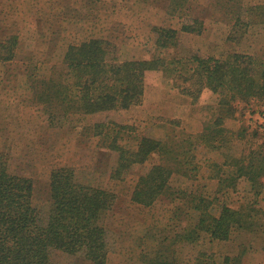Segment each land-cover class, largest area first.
<instances>
[{
  "label": "rangeland",
  "instance_id": "obj_1",
  "mask_svg": "<svg viewBox=\"0 0 264 264\" xmlns=\"http://www.w3.org/2000/svg\"><path fill=\"white\" fill-rule=\"evenodd\" d=\"M180 4L181 9L174 11L171 0H0V40L17 36L13 59L0 60V150L9 156L11 173L32 179V204L40 212L48 208L50 173L63 166L72 167L79 182L113 194L103 219L109 247L107 264H140L159 246L185 264H192L200 252L216 264L226 256L241 254V264H264V187L254 196L248 181L240 178L235 188L217 190L214 175L224 162L222 152L229 151L226 145L214 149L196 144V179L173 174L169 184L176 195L161 196L150 206L133 203L131 194L138 176L158 161L155 156L134 164L121 179L111 177L118 151L107 146L117 134L118 143L129 148H134L142 135L164 140L168 134H198L216 116L219 93L205 88L198 100L191 102L163 71L148 70L140 105L84 119L73 117V123L66 121L62 126H50L44 121L46 115L30 101L28 73L48 77L69 44L96 38L108 41L119 61L158 54L183 60L196 55L208 64L236 54L243 61L240 66L247 65L258 75V65L264 61V0L228 3L239 10L238 20L231 11L220 9L216 0H178ZM190 18L201 23L200 32L181 31L182 24L191 23ZM157 27L178 30L176 45L158 48ZM247 58L252 64L246 63ZM233 104L234 114L223 121L232 136L231 152L238 156L248 147L264 150V103L250 98ZM96 122L107 124L105 139L83 129ZM262 180L264 183V177ZM190 188L194 197L211 202L208 212L215 216L223 204L238 211L242 227H233L226 241L211 240L200 230L190 241L177 240L196 223L197 212L189 202L193 195H187ZM50 258L53 264H89L56 249L51 250Z\"/></svg>",
  "mask_w": 264,
  "mask_h": 264
},
{
  "label": "trees",
  "instance_id": "obj_2",
  "mask_svg": "<svg viewBox=\"0 0 264 264\" xmlns=\"http://www.w3.org/2000/svg\"><path fill=\"white\" fill-rule=\"evenodd\" d=\"M177 1L171 0L174 11L183 5H177ZM231 1L227 0L228 3ZM216 3L220 9L234 13L238 20L237 8L228 6L225 0H216ZM189 22L182 24L181 31L200 32L201 23L196 18H190ZM155 30L159 31L156 38L158 48L176 45L178 30L169 27H157ZM16 45L15 35L0 40V60L11 61ZM239 58L233 54L232 59L214 60L207 64L196 55L181 60L174 55L166 58L158 54L144 60L119 61L108 41L90 39L78 45L69 44L62 61L51 68L48 77L37 78L33 73L27 74L32 84L30 101L36 110L46 115L44 121L50 126H62L66 121L73 123V117L84 119L90 114L128 110L140 105L148 70L163 71L173 86L191 102L198 100L203 89H210L220 96L217 114L200 133L180 137L168 134L164 140L142 135L136 139L134 148L120 145L118 134L111 139L113 141L107 147L118 151L111 177L121 179L134 164H143L155 156L158 161L138 176L131 194L133 203L150 206L161 196L176 195L169 184L173 174L187 180L196 179L198 165L193 153L196 144L202 143L214 149H222L226 145L229 151L222 152L224 162L214 175L217 190L233 189L240 178H245L249 190L258 196L264 187V150L248 147L242 149L238 156L234 155L231 152L232 136L223 127L224 119L234 114L233 103L237 99L248 101L253 98L264 103V61L259 63L256 76L247 65L240 66L243 61ZM246 60L248 64L253 62L251 58ZM106 128L105 122L83 126L85 132H91L100 139H105ZM8 161V154L0 150V264H53L50 258L53 249L82 258L89 264H107L109 247L103 219L112 205L113 194L79 182L74 169L63 166L51 171L48 208L40 212L32 204V179L11 173ZM193 192L190 188L187 195H193L189 202L197 212L196 223L188 233L178 235L177 240L190 241L200 230L211 240L226 241L233 227H242L239 219L242 215L238 211L223 204L215 216L208 212L211 202L194 197ZM262 247L264 249V239ZM157 248L153 255L143 257L140 264H185L167 253L166 248L164 251L162 246ZM242 255L226 256L220 264H241ZM192 264L216 263L200 252Z\"/></svg>",
  "mask_w": 264,
  "mask_h": 264
}]
</instances>
